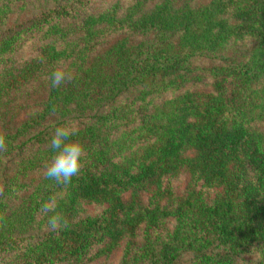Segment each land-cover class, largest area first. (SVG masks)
<instances>
[{
	"label": "trees",
	"instance_id": "1",
	"mask_svg": "<svg viewBox=\"0 0 264 264\" xmlns=\"http://www.w3.org/2000/svg\"><path fill=\"white\" fill-rule=\"evenodd\" d=\"M0 131V264H264V0H0Z\"/></svg>",
	"mask_w": 264,
	"mask_h": 264
},
{
	"label": "clouds",
	"instance_id": "2",
	"mask_svg": "<svg viewBox=\"0 0 264 264\" xmlns=\"http://www.w3.org/2000/svg\"><path fill=\"white\" fill-rule=\"evenodd\" d=\"M67 79H71V69L57 62L49 73L51 87H59ZM33 115H36V113L33 112ZM77 128V122L72 120L54 127V134L50 139L53 155L44 169L46 180L54 181L57 185H67L71 183L73 177L79 174L85 148L76 139L78 135ZM8 144L9 140L6 133L0 131V152L6 151ZM46 208L47 212L51 213L47 217L46 226L48 230L55 232L69 227L62 214L56 210L54 203L47 205Z\"/></svg>",
	"mask_w": 264,
	"mask_h": 264
},
{
	"label": "rangeland",
	"instance_id": "3",
	"mask_svg": "<svg viewBox=\"0 0 264 264\" xmlns=\"http://www.w3.org/2000/svg\"><path fill=\"white\" fill-rule=\"evenodd\" d=\"M186 154H191L192 151H187L185 152ZM122 197L125 199L127 198V193H124L122 195ZM118 258H119V253H116L115 255H113L112 257H110L108 260H107V264H116L117 261H118Z\"/></svg>",
	"mask_w": 264,
	"mask_h": 264
}]
</instances>
